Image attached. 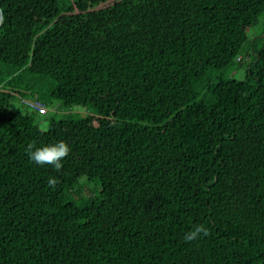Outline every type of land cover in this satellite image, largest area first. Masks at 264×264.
I'll list each match as a JSON object with an SVG mask.
<instances>
[{
    "label": "trees",
    "instance_id": "16d2710c",
    "mask_svg": "<svg viewBox=\"0 0 264 264\" xmlns=\"http://www.w3.org/2000/svg\"><path fill=\"white\" fill-rule=\"evenodd\" d=\"M0 8V264H264V0Z\"/></svg>",
    "mask_w": 264,
    "mask_h": 264
},
{
    "label": "clouds",
    "instance_id": "9594fccd",
    "mask_svg": "<svg viewBox=\"0 0 264 264\" xmlns=\"http://www.w3.org/2000/svg\"><path fill=\"white\" fill-rule=\"evenodd\" d=\"M70 147L64 141H57L55 143L47 144L42 147L29 143L26 148L29 161L36 166L44 167L50 166L56 172L62 170V162L70 154ZM59 181L55 177H49L47 180V186L49 188H55ZM209 231L203 224L195 225L193 228L186 232L183 236L185 243H193L198 241L202 236L207 237Z\"/></svg>",
    "mask_w": 264,
    "mask_h": 264
},
{
    "label": "rangeland",
    "instance_id": "374dc122",
    "mask_svg": "<svg viewBox=\"0 0 264 264\" xmlns=\"http://www.w3.org/2000/svg\"><path fill=\"white\" fill-rule=\"evenodd\" d=\"M250 35L253 39L255 38H264V16L259 19L258 24L250 31ZM245 57V53L243 58ZM248 59V60H247ZM245 58V62L243 64V68L247 69V64L251 62L250 58ZM248 61V62H247ZM232 72V69L229 70ZM19 104V103H15ZM28 111V108L25 107L24 111ZM88 116L94 117L97 116L96 110L92 107L88 108H72L67 109L62 106L59 101L49 102L46 106L45 111L43 114H39L38 120L41 122L51 120L53 117L57 120L66 119L69 117L74 118H86Z\"/></svg>",
    "mask_w": 264,
    "mask_h": 264
},
{
    "label": "water",
    "instance_id": "95a60500",
    "mask_svg": "<svg viewBox=\"0 0 264 264\" xmlns=\"http://www.w3.org/2000/svg\"><path fill=\"white\" fill-rule=\"evenodd\" d=\"M3 21H4V15H3V11L0 8V28H1L2 24H3Z\"/></svg>",
    "mask_w": 264,
    "mask_h": 264
}]
</instances>
